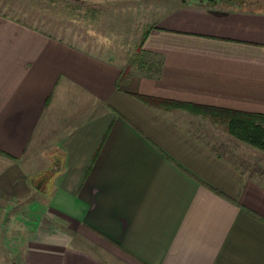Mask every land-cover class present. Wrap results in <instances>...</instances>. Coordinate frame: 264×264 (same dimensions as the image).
Instances as JSON below:
<instances>
[{"label": "crops", "instance_id": "crops-1", "mask_svg": "<svg viewBox=\"0 0 264 264\" xmlns=\"http://www.w3.org/2000/svg\"><path fill=\"white\" fill-rule=\"evenodd\" d=\"M256 1L46 0L42 22L0 15V239L30 223L14 253L0 241V264H264V183L193 130L209 112L172 107L264 117ZM132 8L153 19L123 77L97 26Z\"/></svg>", "mask_w": 264, "mask_h": 264}, {"label": "rangeland", "instance_id": "rangeland-1", "mask_svg": "<svg viewBox=\"0 0 264 264\" xmlns=\"http://www.w3.org/2000/svg\"><path fill=\"white\" fill-rule=\"evenodd\" d=\"M47 1L51 2L52 0ZM200 1L203 3V0ZM204 1L208 4V0ZM44 2H46V0H0V15L10 17L14 15L23 20V13L32 12L30 14L36 18L40 17L39 22H42L41 16L44 9L41 7H45ZM179 2L186 3V0H179ZM263 2V0L256 1V3L259 4ZM106 11L107 10H102L103 13ZM51 12L54 13L52 9ZM152 19V9L147 8L146 10H143L132 8L130 9L129 19H124V25L110 26V24H105L97 26V28H99L98 33L111 36L112 40L108 50L114 55L120 57L119 59L122 60V64H124V66L125 64L127 65L126 70H128L132 61L134 62V59H137L138 62H136L132 68L136 70L141 69L137 63H139V59L142 58L143 52H141V49L137 44H139L140 35H142L144 29L149 26L144 24V22L149 23ZM104 20L106 21V19ZM51 21H53V19H51ZM87 28H89V26H84L82 31ZM148 57L149 56H146L145 58ZM147 61L150 62V59ZM142 67L143 69H147L149 68V65ZM207 112L211 111L208 110ZM213 115L206 116L205 119L201 120L200 127L194 126L193 130L198 129L196 133L200 134L201 138L206 143L210 144L212 147L219 150L220 153L236 162V164H238L249 177L256 178V180L258 179V181L264 183V152L231 136L227 130V126L220 122L221 119L216 120L214 119L216 116ZM12 221L15 223V218H12ZM29 226L30 223L25 219L19 220L17 226H10L12 230H8L7 233H5V231L9 227H3V237L0 241H7L9 243V253H14V248H21L24 245L28 236L27 228ZM8 257L10 260H12L11 258H14L10 256Z\"/></svg>", "mask_w": 264, "mask_h": 264}, {"label": "trees", "instance_id": "trees-1", "mask_svg": "<svg viewBox=\"0 0 264 264\" xmlns=\"http://www.w3.org/2000/svg\"><path fill=\"white\" fill-rule=\"evenodd\" d=\"M209 5H214L217 0H208ZM143 55V54H142ZM144 60V58L139 59ZM138 62L137 59L132 61L131 65L128 67V70H125L123 77L129 75V69L132 68L134 64ZM139 64V63H137ZM171 105V104H170ZM174 108H189L194 113H203L205 111L208 113V109L201 107H192L183 104H173ZM208 115L216 116V120L227 126V130L231 136L237 140L244 142L256 149H259L264 152V117L262 116H250L244 113H228L225 111L218 110H209ZM223 118V119H222ZM212 149H215L214 147ZM216 150V149H215ZM16 264V263H13Z\"/></svg>", "mask_w": 264, "mask_h": 264}]
</instances>
